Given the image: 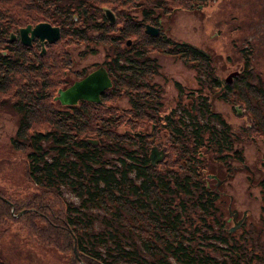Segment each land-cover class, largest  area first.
<instances>
[{
  "label": "trees",
  "instance_id": "16d2710c",
  "mask_svg": "<svg viewBox=\"0 0 264 264\" xmlns=\"http://www.w3.org/2000/svg\"><path fill=\"white\" fill-rule=\"evenodd\" d=\"M196 1L205 0H152L137 17L129 12L137 0H0V42L18 26L43 20L58 26L60 40L69 35L73 43H102L110 48L108 60L100 63L110 76L109 86L100 91L99 102L80 98L75 104H61L48 90L67 67L58 44L48 49L44 60L30 64L28 72L23 62L35 55L30 45L16 40L6 51L0 49V103L3 96L14 94L11 105L17 112L9 141L24 149L26 179L35 186L22 198H7L13 210L33 207L22 212L23 224L35 233L34 242L62 254L61 264H236L235 244L229 247L228 261L214 254L227 242L219 233H186L188 216L196 208L202 210L204 221L205 215L215 216V196L199 182L202 157L212 154L225 161L226 155H237L230 152L234 133L210 108L204 88L210 84L220 88V97L230 100L227 92L236 93L237 102L250 114L251 130L264 141V82L261 77L257 83L249 79L246 45L240 48L245 53L242 70L230 84L214 74L210 56L202 48L161 30L148 34L143 28V22L154 19V7H170V12L171 7L184 8ZM103 5L116 11L115 22L105 19ZM128 37L132 39L127 44ZM153 49L192 65L199 84L189 107L182 105L178 112L162 115L164 127L184 150L179 172L169 170L167 178L149 162L150 146L135 128L160 102L158 86L151 81L158 64L150 55ZM29 52L33 56H27ZM84 73L75 70L73 76ZM19 78L26 80L25 86ZM74 79L64 78L62 86ZM178 88L181 91L180 84ZM122 92L127 105L107 103ZM89 138L96 141L88 142ZM60 186L70 190L75 200L64 198ZM8 207L0 199L2 217L12 215ZM97 216L102 225L93 228ZM202 225L210 229L208 220ZM0 264L8 263L0 258Z\"/></svg>",
  "mask_w": 264,
  "mask_h": 264
},
{
  "label": "rangeland",
  "instance_id": "374dc122",
  "mask_svg": "<svg viewBox=\"0 0 264 264\" xmlns=\"http://www.w3.org/2000/svg\"><path fill=\"white\" fill-rule=\"evenodd\" d=\"M137 1L139 3L129 9V12L139 17L142 7L151 5L153 2L152 0ZM191 4L184 8L171 7L173 9L170 12H168L170 7L166 10L154 7L152 14L154 19L152 22L145 21L143 24H153L157 26L158 31H164L171 38L188 41L205 50L210 56L212 70L220 80H224L229 73L236 71L227 77L226 81L230 84L234 83V75L236 76L242 70V58L245 53L240 48L246 45L250 48V53L246 57L249 63L248 68L251 69L248 72L249 79L257 83L261 77L264 82V0H205ZM101 8L103 14L104 9L108 8L112 14V22L116 21V11L114 12L107 5ZM29 23L33 24L32 21ZM58 37L51 42L44 41L41 53H39L40 45L37 42L30 43V48L35 51V55L29 52L27 56L33 57L23 62L28 72L32 68L30 64H37L38 58L44 60L43 56L51 46L58 44L63 48L61 60L64 59L67 67L61 70L62 73L56 76L57 79L53 76L56 81L48 88L54 98L59 88L63 89L68 85L67 83L62 86L64 78L74 79L75 70L83 69L86 72L97 68L104 59L108 60L110 50L102 43L91 46L87 42L73 43L69 35H63L61 40ZM126 39L130 42L132 38ZM9 43L11 42L8 39L1 41V51H6L9 45H13ZM90 47L95 49L92 50ZM150 55L154 56L158 62L157 72L154 73L151 81L158 86L160 102L149 111V115L141 118L140 125H136L135 128L146 138L149 146L154 145L156 150L162 152L160 160L156 162L158 165L154 164L167 178L169 170L179 172L184 163L182 155L184 150L181 149L183 145H177L168 128L164 127L162 115L172 110L178 112L182 105L189 107L190 96L196 94L194 89L199 84L196 82L197 72L193 66L180 57L154 49L150 51ZM19 79L25 86L26 80ZM201 82L206 84L204 78ZM177 83L180 84L181 91ZM204 90L208 93L210 108L224 118L225 124L233 131L234 135L231 136L233 150L230 152H235L237 155H226L225 161L212 154H204L202 157L204 165L199 170V182L203 188L205 187L215 196V214H213L215 218L205 215V221L210 219L208 220L210 229L204 227L202 222L205 221L201 219L203 214L200 212L202 210L196 208L188 216L190 226L186 227V233L204 234L210 231L219 233L227 242L224 247L218 248L219 251H213L216 256L228 261L227 255L232 252V248L229 247L235 244L238 251L233 250L236 252L238 264H264V193L259 190L257 183L259 177L264 176V141L254 130H251L254 125L250 123V114L242 103L237 102L236 99L239 100V98L236 93L233 92L232 96L227 92L230 100L220 97V88L218 90L211 84ZM3 97V103H0V199L9 204L8 210L12 215L3 214V217L0 215V258L8 264H61L64 259L61 257L62 254L34 242L35 233L33 235L32 230L23 224L25 217L22 212L24 209H33V207L24 206L13 210V204L7 198L9 196L22 198L21 196L32 191L35 186L26 179L24 149L15 148L9 141L16 126L17 112L11 105L15 95L9 93ZM114 97L107 103H113L118 107L128 104L123 92ZM122 125L127 127L125 123ZM187 143V146L189 145L187 150H189L191 144ZM187 146L185 144V147ZM60 188L64 198L71 197L75 200L70 190L63 186ZM187 209L190 210L192 207ZM230 209H234L237 215L243 212L239 219L243 221L238 222L233 230H228L233 224L229 214ZM101 211L98 209L97 215ZM97 218L93 228L102 225L101 217L97 216ZM33 219L35 220V217ZM206 249L212 252L210 248L205 247Z\"/></svg>",
  "mask_w": 264,
  "mask_h": 264
},
{
  "label": "water",
  "instance_id": "95a60500",
  "mask_svg": "<svg viewBox=\"0 0 264 264\" xmlns=\"http://www.w3.org/2000/svg\"><path fill=\"white\" fill-rule=\"evenodd\" d=\"M104 14L110 21L112 19L111 11L108 8L104 9ZM144 31L149 34H155L158 32V28L155 25H150L148 23H144ZM58 26L55 24H50L47 21L39 20L38 22L31 24L26 23L25 25H21L17 28L18 39L22 44L29 45L30 39L33 37H37L38 44H40V52L43 50V42H51L59 36ZM9 39H12L15 34L13 32H9ZM126 43H129V40L126 39ZM236 71H232L229 73V77ZM227 76V77H228ZM225 77L226 80L228 78ZM110 78L106 73L105 68L102 65H98L97 68L89 70L82 77L75 79L68 85H66L63 89H58L56 98L59 99L60 103H75L78 98H82L85 100H91L99 102V93L102 89L109 86ZM89 142H95L94 138L87 139ZM160 150H156L155 146H150L148 150V158L149 162L154 164L160 158ZM232 212V211H230ZM237 221L233 222L232 225L229 226V230H233L237 227Z\"/></svg>",
  "mask_w": 264,
  "mask_h": 264
},
{
  "label": "flooded vegetation",
  "instance_id": "af4514ba",
  "mask_svg": "<svg viewBox=\"0 0 264 264\" xmlns=\"http://www.w3.org/2000/svg\"><path fill=\"white\" fill-rule=\"evenodd\" d=\"M17 40V34H16V36H15V38H13L10 42L11 43H13L14 44V42ZM32 42H37V39L34 37V38H32V39H30V43H32ZM160 155H162V152H160ZM230 155H233V154H230ZM161 157V156H160ZM238 157V156H237ZM158 160H160V158L158 159ZM158 160L156 161V162H158ZM240 161V160H239ZM223 179V178H222ZM221 179V180H222ZM216 181H218V180H216ZM257 183H258V186H259V190H261V192H263L264 193V176H261V177H259V179H258V181H257ZM230 211H232V212H230L229 214L231 215V217H232V221L233 222H235V221H237V223L238 222H242L241 220L239 221V219L241 218V216H242V214H243V212H241V214L240 215H237V212L234 210V209H230ZM207 217H209L210 218V216L208 215ZM209 221H210V219H208ZM239 223V224H240ZM237 264H238V262H237Z\"/></svg>",
  "mask_w": 264,
  "mask_h": 264
},
{
  "label": "bare ground",
  "instance_id": "6f19581e",
  "mask_svg": "<svg viewBox=\"0 0 264 264\" xmlns=\"http://www.w3.org/2000/svg\"><path fill=\"white\" fill-rule=\"evenodd\" d=\"M155 163V162H154Z\"/></svg>",
  "mask_w": 264,
  "mask_h": 264
}]
</instances>
